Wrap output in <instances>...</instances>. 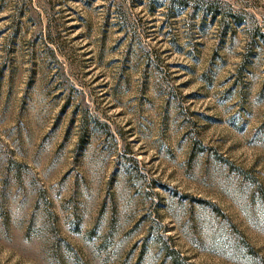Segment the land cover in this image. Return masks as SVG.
I'll return each mask as SVG.
<instances>
[{
	"label": "rangeland",
	"instance_id": "rangeland-1",
	"mask_svg": "<svg viewBox=\"0 0 264 264\" xmlns=\"http://www.w3.org/2000/svg\"><path fill=\"white\" fill-rule=\"evenodd\" d=\"M0 264H264V0H0Z\"/></svg>",
	"mask_w": 264,
	"mask_h": 264
}]
</instances>
